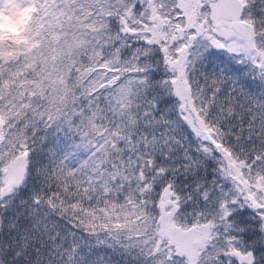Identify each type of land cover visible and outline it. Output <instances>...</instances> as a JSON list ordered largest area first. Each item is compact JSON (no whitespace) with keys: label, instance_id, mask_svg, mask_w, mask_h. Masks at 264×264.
Listing matches in <instances>:
<instances>
[{"label":"snow or ice","instance_id":"obj_1","mask_svg":"<svg viewBox=\"0 0 264 264\" xmlns=\"http://www.w3.org/2000/svg\"><path fill=\"white\" fill-rule=\"evenodd\" d=\"M0 264H264V0H0Z\"/></svg>","mask_w":264,"mask_h":264}]
</instances>
